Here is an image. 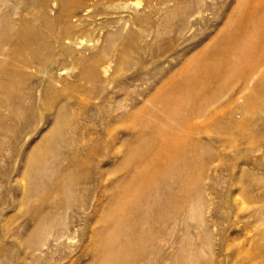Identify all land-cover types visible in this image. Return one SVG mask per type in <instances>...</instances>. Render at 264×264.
Returning a JSON list of instances; mask_svg holds the SVG:
<instances>
[{
  "label": "rangeland",
  "instance_id": "obj_1",
  "mask_svg": "<svg viewBox=\"0 0 264 264\" xmlns=\"http://www.w3.org/2000/svg\"><path fill=\"white\" fill-rule=\"evenodd\" d=\"M24 1L0 2L13 26L0 54V118L27 92L29 121L24 133L15 123L14 139L0 130V264H111L103 240L131 199L158 185L170 245L150 264H264V23L243 17L264 0ZM245 71L253 78L241 84ZM41 162H82L100 179L91 208L70 219L73 239L38 258L20 247L34 222L18 201ZM155 208L137 220L144 231ZM132 236L131 256L144 245Z\"/></svg>",
  "mask_w": 264,
  "mask_h": 264
},
{
  "label": "bare ground",
  "instance_id": "obj_2",
  "mask_svg": "<svg viewBox=\"0 0 264 264\" xmlns=\"http://www.w3.org/2000/svg\"><path fill=\"white\" fill-rule=\"evenodd\" d=\"M2 0H0L1 2ZM26 0V4L29 3L30 1ZM44 1V0H43ZM51 1V0H50ZM48 2V1H47ZM74 2V1H73ZM15 3V2H14ZM20 3V0H19ZM41 3V2H40ZM60 4L63 3V1L59 2ZM150 3V1H149ZM25 4V5H26ZM31 4V3H30ZM18 5V4H17ZM28 5V4H27ZM1 6V5H0ZM62 6V5H61ZM32 7V6H31ZM44 7V6H42ZM63 7V6H62ZM67 7V6H65ZM147 7V6H146ZM27 8V7H26ZM33 8V7H32ZM2 9V8H1ZM6 8L3 10L5 11ZM11 11V10H10ZM15 11V10H13ZM238 11V10H237ZM199 12V10H198ZM2 13V12H1ZM11 13V12H10ZM76 13V12H75ZM3 14V13H2ZM13 14V13H11ZM14 15V14H13ZM9 17V16H8ZM12 17V16H11ZM10 17V18H11ZM44 17V16H42ZM53 17V16H52ZM71 17V16H70ZM73 17V16H72ZM243 17L246 20H253L255 18H261L262 22L264 23V5H262L261 7L257 6V5H250L248 8H245L244 13H243ZM5 17L0 15V54L2 51V48L4 46V44L6 45V42L10 41V37H8V34H6L7 30H10L11 28V23L9 22L8 19H4ZM13 18V17H12ZM44 19V18H43ZM52 20V19H51ZM29 21V20H28ZM13 22V21H12ZM43 22V20H42ZM31 23V22H30ZM44 23V22H43ZM46 23V21H45ZM53 23V21H52ZM47 24V23H46ZM51 24V23H50ZM67 24V23H66ZM30 25V24H29ZM28 26V25H27ZM53 26V24H52ZM31 27V26H30ZM13 28V26H12ZM11 28V30H12ZM45 28V26H44ZM47 28V27H46ZM45 28V29H46ZM54 28V27H53ZM52 28V29H53ZM49 29V28H48ZM56 29V28H55ZM54 29V30H55ZM57 30V29H56ZM55 30V31H56ZM60 30V29H59ZM26 31V30H25ZM39 31V30H38ZM44 31V30H43ZM48 30H46L47 32ZM53 31V33L55 32ZM62 30H60L61 32ZM29 32V31H28ZM49 32V31H48ZM59 32V31H58ZM246 32L245 28L242 29H238L237 33L242 36L244 33ZM44 32H42L43 34ZM40 34H41V30H40ZM41 34V35H42ZM49 34V33H48ZM51 34V33H50ZM61 35V33H59ZM63 34V33H62ZM17 35V33H16ZM30 35V34H29ZM45 35V34H43ZM51 35H55V34H51ZM50 35V36H51ZM71 35V34H70ZM18 37V36H17ZM48 37V36H47ZM44 38V37H42ZM51 38V37H50ZM60 38V37H59ZM31 39H33L31 37ZM37 39V36L34 38ZM33 39V41H34ZM58 39V38H57ZM42 40V39H41ZM51 40V39H50ZM62 40V39H61ZM236 40V38H235ZM31 41V40H30ZM45 41V38H44ZM42 41V42H44ZM19 42V41H18ZM36 43H39L38 40L34 41ZM53 42V41H52ZM63 42V41H61ZM12 43V41H11ZM21 43V42H19ZM26 43V42H25ZM24 43V44H25ZM29 44H31V42H28ZM27 43V44H28ZM41 43V42H40ZM49 43V42H48ZM109 43V42H108ZM9 44V43H7ZM16 44V43H15ZM28 44V45H29ZM46 44V43H45ZM51 44V42H50ZM62 44V43H60ZM13 45V44H12ZM21 45V44H20ZM27 45V46H28ZM36 45V44H35ZM39 45V44H37ZM46 44V47L49 48V45ZM11 46V45H9ZM22 46V45H21ZM25 46V47H27ZM33 46V45H30ZM52 47H54L51 44ZM24 47V46H23ZM24 47V48H25ZM41 47V44H40ZM42 47H45L44 44ZM41 47V48H42ZM64 47V46H63ZM12 49V47H10ZM15 48V47H14ZM21 51H22V47ZM30 48V47H29ZM34 48V47H33ZM69 48V47H68ZM67 48V49H68ZM28 49V48H27ZM37 49V48H35ZM53 48H51L49 51L52 52ZM13 50V49H12ZM33 50V49H32ZM39 50V49H37ZM41 50V49H40ZM47 50V49H46ZM15 51V50H14ZM30 51V50H29ZM48 51V50H47ZM45 51V52H47ZM34 52V53H33ZM43 49L40 52H37L36 50L32 51L33 54L37 53L38 55H42L43 53ZM49 52V53H50ZM69 52V51H67ZM15 53V52H14ZM23 53V52H21ZM28 53V52H26ZM25 54V53H23ZM52 54V53H51ZM61 54V53H60ZM6 55V54H5ZM14 55V54H13ZM13 55H10L11 57ZM16 55V54H15ZM15 55L12 57L14 58ZM39 55V57H40ZM47 55H49L47 53ZM72 55V54H71ZM36 56V55H35ZM34 55L31 57H35ZM46 56V55H45ZM44 56V57H45ZM2 57V56H0ZM8 57V56H7ZM18 57V56H16ZM22 57V56H21ZM24 57V56H23ZM47 57V56H46ZM51 58V56H49ZM11 58V59H12ZM41 58V57H40ZM47 58V59H50ZM1 59H5V58H1ZM17 59V58H16ZM23 59V58H21ZM36 59V58H35ZM39 59V58H38ZM37 59V60H38ZM43 59V58H42ZM45 59V60H47ZM72 59V58H71ZM83 59V58H82ZM19 60V59H18ZM28 60V59H27ZM27 60H23L25 63ZM51 60V59H50ZM62 60V59H61ZM79 60V59H77ZM75 63H80L82 64V61ZM85 60V59H84ZM92 60V59H91ZM9 61V60H8ZM40 61V60H39ZM52 61V60H51ZM16 62V61H15ZM13 62V63H15ZM19 62V61H18ZM21 62V61H20ZM29 62V60H28ZM69 62V61H68ZM96 62V61H95ZM230 62V61H229ZM2 63V62H1ZM23 63L21 64L23 66ZM53 63V61H52ZM66 63V62H65ZM84 63V62H83ZM26 64V63H25ZM50 64V63H49ZM29 65V64H27ZM31 65V64H30ZM52 65V64H51ZM50 65V67H51ZM71 65V64H69ZM253 66L251 67H257L258 65L256 63H252ZM1 66V65H0ZM14 66V65H13ZM12 66V67H13ZM17 65H15L14 67H16ZM47 66V65H46ZM31 67V66H30ZM60 67V66H59ZM63 67V66H62ZM232 67V66H229ZM228 67V68H229ZM2 68V67H1ZM11 68V67H10ZM24 68V67H23ZM22 68V69H23ZM49 68V67H48ZM47 68V69H48ZM226 68V69H228ZM21 69V68H19ZM25 70V69H23ZM44 70V69H43ZM92 70V69H91ZM229 70V69H228ZM251 70L253 71L254 68H251ZM27 71V70H26ZM48 72V71H47ZM87 73V72H86ZM85 73V74H86ZM4 74V73H3ZM9 74V73H8ZM88 74V73H87ZM213 74V72H212ZM23 75V74H22ZM95 75V73H94ZM88 76V75H87ZM4 77V76H2ZM29 77V76H28ZM92 76H89V78ZM6 78V77H5ZM4 78V79H5ZM88 78V79H89ZM253 78L252 77V72L249 73L248 71L246 72H242L241 76H240V80L239 82L241 84H244L248 81H250V79ZM239 79V77H238ZM8 80V78H7ZM87 80V79H86ZM90 80V79H89ZM93 80V79H92ZM213 80V79H212ZM5 81V80H4ZM39 82V81H38ZM3 83V82H2ZM14 83V82H13ZM7 85V84H6ZM12 85V83L10 84ZM9 85V86H10ZM4 86V85H2ZM1 86V87H2ZM22 86V84H21ZM243 86V85H242ZM47 87V86H46ZM24 88V87H23ZM7 90V89H6ZM25 91V90H23ZM28 91V90H27ZM239 91V90H238ZM2 92V91H0ZM15 92V90H14ZM12 93V92H10ZM27 92H21L18 96V100L17 103L15 104H11L8 105V109L7 110V114L5 117L0 118L1 123H0V130L5 131V132H10V136L12 135V133L16 134V125L19 124L17 122L21 121L22 123H24L22 125V130L24 129L25 124L28 123L26 119L25 115L26 112L28 111V108L26 106H24V101L27 98ZM33 93V92H32ZM237 92L234 91V94H236ZM1 94V93H0ZM14 94V93H13ZM15 95V94H14ZM52 95V94H51ZM226 95V94H225ZM4 96V95H3ZM6 96V95H5ZM2 97V96H1ZM32 97V96H31ZM34 97V96H33ZM30 98V97H29ZM3 99V98H2ZM8 99V98H7ZM35 99V98H34ZM4 100V99H3ZM2 100V102H4ZM28 101V98H27ZM34 101V100H33ZM2 102H0L2 104ZM16 102V101H15ZM5 103V102H4ZM3 103V104H4ZM27 103V102H26ZM0 104V105H1ZM7 104V102H6ZM5 104V105H6ZM4 105V106H5ZM27 105V104H26ZM29 105V104H28ZM3 106V107H4ZM111 107V106H110ZM37 111V110H36ZM35 111V112H36ZM3 112V111H2ZM4 113V112H3ZM113 113V112H112ZM58 114V113H57ZM2 115V114H0ZM5 115V113H4ZM28 115V113H27ZM55 115V114H54ZM61 116V115H60ZM32 118V117H31ZM33 120V119H30ZM233 120V119H232ZM105 121V119H104ZM107 121V120H106ZM20 122V123H21ZM15 123H17L15 125ZM33 123V122H32ZM19 126V125H18ZM21 126V125H20ZM29 126V125H28ZM31 126V124H30ZM28 128V127H27ZM30 128V127H29ZM29 130V129H27ZM19 131V130H18ZM17 131V134H18ZM21 134V131H19ZM25 132V129L23 130V133ZM4 133V132H3ZM22 133V134H23ZM5 134V133H4ZM27 134V133H26ZM3 135V134H2ZM7 134H5L6 136ZM0 136H1V131H0ZM9 136V138L11 139V137ZM13 136V135H12ZM8 139V136H6ZM15 135L13 136L14 139ZM18 138V137H17ZM57 138V137H56ZM54 138V140L56 139ZM107 138V137H106ZM19 139V138H18ZM5 140V139H4ZM9 140V139H8ZM53 140V139H52ZM54 140L52 142H48L49 146H51V144H53ZM86 140V139H85ZM84 140V141H85ZM1 141V140H0ZM17 141V140H16ZM91 141V140H89ZM10 143V141H7V143ZM57 142V141H56ZM3 143V142H2ZM2 143H0L1 145H3ZM8 143V144H9ZM13 143V141H12ZM11 143V144H12ZM16 143V142H15ZM55 143V142H54ZM83 144L85 142H82ZM103 143V142H102ZM10 144V145H11ZM9 145V146H10ZM46 145V144H45ZM87 145V144H86ZM48 147V145H46ZM55 146V145H54ZM78 146V145H77ZM83 146V145H81ZM80 146V147H81ZM70 147V146H69ZM2 148V147H1ZM7 149V148H6ZM6 154L7 151L6 150ZM10 150V149H9ZM14 150V149H13ZM13 152V151H12ZM1 153V152H0ZM15 153V152H13ZM11 155V154H10ZM3 156V155H2ZM5 156V155H4ZM14 163V162H13ZM68 167H62L61 165L58 166H51L49 162H41L40 164L36 165V168L34 166V164L32 165V167L30 168V170L28 172V175L26 177V183L23 186V190H22V200L18 201V205L22 206L26 209V211L29 212V219L34 222L33 223V228L29 230L27 237H25L22 241V243L20 244L21 249H24L25 252L28 254L29 256H33V255H37L38 258L42 255H46L47 252L49 250H51L52 248H58L60 247L62 244L64 243H69L73 237L71 235L72 230L75 229L76 225L74 224V221H71L70 219L76 216V214L82 213L85 211V209L87 207L92 206V202H95L96 200V191H95V181H97L98 179H100L98 177V179L96 180L95 178H93L91 176V173H89L87 170H83V166L85 168V164H83L82 162H73L72 164L68 163L67 164ZM82 167V169L80 168ZM91 171V169H89ZM14 172V171H13ZM1 173V172H0ZM11 173V172H10ZM95 174H97L96 172H94ZM93 173V174H94ZM3 174V173H2ZM99 175V174H98ZM97 175V176H98ZM5 176V175H4ZM95 176V177H97ZM2 177V176H1ZM6 177V176H5ZM8 177V176H7ZM9 178V177H8ZM2 179V178H1ZM5 179V178H4ZM95 179V181H94ZM165 178L162 181L163 186L165 185ZM212 181V180H211ZM168 184V183H167ZM170 184V182H169ZM170 186V185H168ZM173 186V183H172ZM97 187V186H96ZM162 189V193H166V188H161ZM8 192V191H7ZM162 193L159 190V185L157 186V188L151 193L149 192H145L142 196L137 197L136 199L132 198L130 201V207L128 208L126 215H128L127 217H123L121 219V224L119 223H115L112 226V229L114 230L113 232H115V234L113 235V232L111 234H109L104 240H103V246L100 247V254L101 256H109V258H113L115 261L111 264H150L149 262V258L150 256L153 258L158 254V250L163 249V245H167L166 243L169 244V238H170V231L169 229L166 228V230L164 229V227H160V223L163 225V222H166L167 225H169V223L171 221L170 218L167 215L163 216L161 214L160 211H158V204H160L163 201V196ZM85 195V196H84ZM172 199V198H171ZM143 202V205L140 203ZM12 203V202H11ZM34 203V204H33ZM140 203V204H139ZM162 204V203H161ZM156 206V214H157V219L153 224V228L155 226V230L153 229V231H149L145 228H143L142 226H137L138 222H142V223H147V217L149 212L152 211V208ZM193 206V205H192ZM160 208V207H159ZM89 209V208H88ZM192 210V209H191ZM189 211V210H188ZM201 212V211H200ZM188 213V212H187ZM199 213V212H198ZM28 215V213H27ZM134 215V216H131ZM202 215V214H201ZM93 217V216H92ZM192 217V216H191ZM190 217V218H191ZM196 217V216H195ZM194 218V215H193ZM84 219V218H83ZM141 223V224H142ZM187 223V222H186ZM184 224V222L182 223V225ZM185 226V225H184ZM188 226V225H187ZM172 229V228H170ZM157 230V231H156ZM129 231H130V236H129ZM133 233L137 234L138 237H140V239L143 240V246L139 248L138 253H136L135 255L131 256L129 255V253L125 254L124 250H128L130 249L131 246V240L133 239ZM74 236V235H73ZM76 236V235H75ZM74 236V237H75ZM132 236V237H131ZM136 236V237H137ZM12 238V237H11ZM220 238V237H219ZM150 241L149 245V249L146 247L145 243L146 241ZM223 241V240H222ZM137 243V242H136ZM171 243V242H170ZM69 247V246H68ZM78 247V246H77ZM162 247V248H161ZM73 248V247H72ZM8 249V248H7ZM124 249V250H123ZM51 253V252H50ZM66 255V254H65ZM121 255V259H116L117 256ZM67 256V255H66ZM35 257V256H34ZM131 258V260H130ZM157 258V257H156ZM55 259V258H54ZM98 258L96 257L95 260H97ZM8 261V260H7ZM152 262V261H151ZM154 262V260H153ZM2 263V261H1ZM153 264V263H152ZM156 264V262H155Z\"/></svg>",
  "mask_w": 264,
  "mask_h": 264
}]
</instances>
